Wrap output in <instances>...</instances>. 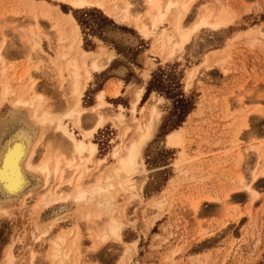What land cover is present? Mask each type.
Wrapping results in <instances>:
<instances>
[{"label": "rangeland", "instance_id": "rangeland-1", "mask_svg": "<svg viewBox=\"0 0 264 264\" xmlns=\"http://www.w3.org/2000/svg\"><path fill=\"white\" fill-rule=\"evenodd\" d=\"M47 1L78 19L83 48L95 55L101 53L104 58L112 54L104 72H93L82 98L85 107L91 108L98 102L97 94L102 89L97 90L107 76L134 82L140 74L147 80V92L137 112L131 111L133 100L128 108L123 105L127 119L124 126H117L113 119L120 111L118 106L127 105L124 97L105 111L109 119L92 138L98 145V153L87 163L84 181L92 179L99 158H106V166L113 165L111 150L122 141L125 126L131 125L135 131L136 117L143 124L148 121V109L141 112L147 101L163 98L159 103L161 116L153 136L142 148L144 169L134 172L141 190L139 196L132 197L124 190L116 196L117 214L124 222L122 241L110 239L97 251H91L90 231L100 228L90 226L89 230L90 224L78 211L85 206L71 197L61 202L52 197L46 204L40 203L46 180L35 174L30 176L33 186L28 190L32 193L24 196L26 201L18 198L7 202L8 210L0 217V264H47L48 243L36 237L49 220L60 216L59 225L52 227L53 234L67 229L75 235V226L80 223L83 254L79 264H264V176L258 173L264 170V158H259L264 151V0H195L185 19L186 27H193L206 8L216 14L225 10L231 22L220 28L202 26L185 48L172 57L158 53L153 46L161 28L171 31L168 22L146 37L134 25L110 17L97 7L74 8L62 0ZM132 1L135 9L142 10L141 0ZM27 4V0H0V44L6 41L3 53L9 65L15 63L17 75L43 56L31 50V42L25 37L24 27L34 21ZM40 18L42 45L53 58L55 50L50 47L53 30L50 21ZM210 53L220 58L207 65L205 60ZM42 59L41 68L31 72L37 79L38 90L52 104L54 101L55 110H61L57 105H62V101L68 104L70 97L61 95L63 89L54 66L48 58ZM9 73L10 81L18 88L20 82L12 70ZM159 76L165 80L163 86L152 81ZM118 84L104 89L106 95L114 96L111 93L119 89ZM176 94H182L191 108L181 123ZM11 99L8 97L0 107V123L11 121ZM19 113L25 118V110ZM245 118L249 127L244 128L241 124ZM92 123L93 118H89L87 124ZM181 126L180 145H169L167 134ZM5 129L0 124V132ZM254 169L259 174L254 183L259 196L250 200L240 187V178H251ZM10 251L13 261L8 259Z\"/></svg>", "mask_w": 264, "mask_h": 264}, {"label": "bare ground", "instance_id": "bare-ground-1", "mask_svg": "<svg viewBox=\"0 0 264 264\" xmlns=\"http://www.w3.org/2000/svg\"><path fill=\"white\" fill-rule=\"evenodd\" d=\"M27 1V8L32 13L34 21L24 27L25 37L31 42V50L34 52L39 51L43 55H41L42 58H48L51 61L55 74L61 82L63 89L61 95L69 96L70 100L68 104L67 102L64 104V101H62V105H57L61 110H55L54 101L52 104L50 102L52 100L46 98L38 90L37 79L31 72V69L39 70L41 68L43 59L40 58L33 66L24 67L17 75L15 63L9 65L3 53V46L6 41L4 40L3 44H0V107L10 97L12 98L13 108L11 121L0 123L2 128H6L4 132H0V217L8 210L7 202L18 198L24 202L26 201L23 198L27 197H24L27 193L30 194L31 191L28 189L33 186L31 175L44 176L46 187H44L45 189L41 194L40 203L46 204L48 199L52 197L55 201L60 202L71 197L75 202H81L85 206V209L80 206L82 210L78 211L83 214L80 216L88 221L86 223L90 224H87L89 230L90 226L100 228L97 231L95 230L96 232L91 228L93 232L90 231L89 234L93 239L92 250L89 249L93 251L110 239L122 241L124 222L117 214L119 210L116 208V196L120 190L130 192L132 197L139 196L141 190L138 188L134 172H137L140 168L144 169L142 167V148L151 139L157 128L162 110L159 103L162 102L163 98L160 97L156 102L151 99V101L144 104L141 112H146L145 110L148 109V121L143 124L136 117L135 131L132 130L133 126H125L124 131L122 130L123 133H121L123 135L122 141L116 143L111 150L110 156L114 159L111 164L113 165L108 167L107 164H104L106 158H99L97 161L98 171L95 170L94 174L91 172L93 174L90 173L92 179L89 177L91 179L89 181V178H86L88 181L85 182L84 177L88 172L86 165L96 158L98 153V145L92 138L99 128H102L108 122L109 118L105 115V111L112 106V103L105 98L106 90H101L97 94L98 102L92 105L91 108L83 105L82 98L93 72L104 70L111 60L112 54L111 56L106 55L104 58L100 51V54L96 53L97 55H95L94 51L82 47L81 28L71 12H64L57 5H53L47 0ZM62 1L69 3L74 8L97 7L110 17L134 25L146 37H150L160 25L168 22L172 26V32L166 27L161 28L157 40L153 42V46L158 49V53L166 54L168 57H172L178 51L183 50L193 34L200 30L202 26L220 28L231 22L225 10H221L216 14L213 9L206 8L203 13L198 14L199 18L193 27H186L185 19L195 0H141L143 3L142 10L135 9L132 0ZM25 3L27 2L25 1ZM40 17H43V20L45 18L50 21L48 23L51 24L50 28L53 30L54 41H51L49 35H45V37H49H46V39L51 41L50 47L55 50L53 58L48 55L42 45L43 32L39 28L42 26L39 24ZM176 38L177 40H175ZM28 40L26 43H28ZM102 49L104 50V48ZM217 52L215 50V53ZM215 53L206 56L207 65H212V62L220 58ZM218 53L222 54L221 52ZM11 70L12 75L15 76L13 77L20 82L18 88L10 81L9 71ZM119 86L120 84L117 85V87ZM142 91V86H134L133 88L132 97L134 99H132L131 111L134 114L137 112V105L141 100ZM118 93L119 89L116 88L111 94L117 96ZM118 108L120 111L117 114L113 113L116 114L113 119L117 126L122 127L127 121L124 114L125 107L119 105ZM20 110L26 111L25 118H23L22 112L19 113ZM89 118H93V123L88 125ZM242 122L241 127H249L247 124L249 121L244 122L242 120ZM71 124L72 127H70ZM37 125L40 127L39 130L36 127ZM45 129H47V132ZM182 130L183 127L181 126L167 134L166 138L169 145H180ZM76 131H79V133H76ZM133 131L136 132V137L135 134H132ZM258 146L262 147V145ZM258 146L257 148H259ZM260 149L258 150L261 151L263 148ZM262 154L259 155V158L263 159L264 155L261 156ZM254 171L257 170H253L251 178L247 180L243 177L240 178V187L241 189L244 188L243 190L251 198H249L250 200H254L259 196V192H257L254 185L256 178H259V174L264 176V170L261 173L258 172L259 174ZM230 195V193L226 195L227 200ZM227 200L225 199V201ZM199 202H195V204L197 205ZM160 203L162 204L163 201ZM195 204L194 206L198 209L199 206ZM104 216H107V220L104 219L106 218ZM60 219L62 220L61 216L49 220L43 231H41V235L36 237V240H44L48 243L46 251L47 264H79L78 261L83 254V241L81 240L80 226H78L80 223L78 222L79 224L75 226V235L67 229L53 234L55 231L52 233L54 230L52 227L56 223L58 224ZM99 219L105 221L99 223ZM70 234L73 236L71 237ZM136 243H134V247H136ZM33 256H35V250L32 252ZM8 259L10 261L14 259L11 251L8 253Z\"/></svg>", "mask_w": 264, "mask_h": 264}, {"label": "crops", "instance_id": "crops-1", "mask_svg": "<svg viewBox=\"0 0 264 264\" xmlns=\"http://www.w3.org/2000/svg\"><path fill=\"white\" fill-rule=\"evenodd\" d=\"M156 61H157V59H156ZM108 66H109V64H108ZM104 71H102V72H104ZM102 72H99L98 74H101ZM93 77H94V75H93ZM148 78H150V73H149ZM133 81L134 82H128L127 79L121 78V77H118V76H107L106 78H104V80H103V82L101 84V87L97 91H99L101 89L102 90L108 89V88L111 89V88H113L112 83L116 84V83L120 82L118 96H110V95L107 94L105 96V98L109 99L113 105H117L118 104L117 101L118 100L121 101V99L124 97L127 100V105L126 104H122V105H125V107L128 108L129 105H130V102L132 100V89H133V87L134 86H142L143 87V91H142V94H141V100H140V102L137 105V107L139 108V106L141 105V103L143 101L144 94L146 93V90H147L146 89L147 80L145 81L141 77V75L138 74V77H135V80H133Z\"/></svg>", "mask_w": 264, "mask_h": 264}, {"label": "trees", "instance_id": "trees-1", "mask_svg": "<svg viewBox=\"0 0 264 264\" xmlns=\"http://www.w3.org/2000/svg\"><path fill=\"white\" fill-rule=\"evenodd\" d=\"M152 81L157 82L158 84H161V86H163L165 80H163L161 78V76H159L158 78L153 77ZM152 81H150V82H152ZM146 92H147V90H146ZM144 96H145V94H144ZM143 99H144V97H143ZM175 104L177 105L176 107L179 110V118H180L179 122L181 123L185 120V117H186V115H188L191 108L187 107V103H186V101L183 100L182 94H176L175 95Z\"/></svg>", "mask_w": 264, "mask_h": 264}]
</instances>
